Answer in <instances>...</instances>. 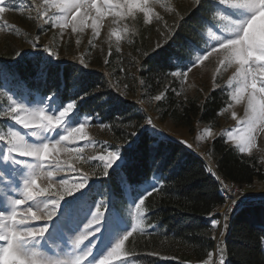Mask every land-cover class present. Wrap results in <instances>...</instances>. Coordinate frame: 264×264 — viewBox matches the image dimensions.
Segmentation results:
<instances>
[{"label":"snow or ice","instance_id":"1","mask_svg":"<svg viewBox=\"0 0 264 264\" xmlns=\"http://www.w3.org/2000/svg\"><path fill=\"white\" fill-rule=\"evenodd\" d=\"M205 2L192 0L198 8L204 7ZM207 3L210 6L206 9L207 18L201 19V27L206 28L212 41L210 44L206 41L205 47L188 42V47L199 53L195 59L180 55L175 50V41L168 48L163 46L176 35L180 22H187L170 0H42V4L33 3V8L36 19L60 29L61 36L63 30L69 28L73 33H83L90 28L93 41L100 36L105 19L111 17L107 40L110 45L114 43L117 50L122 40L127 38L131 42L135 33L130 25L140 21L145 25L160 24L164 29L163 43L158 41L153 51L165 64L186 69L172 72L173 77L186 80L193 67L210 57L216 58L217 74L232 70L227 81L230 102L218 115L231 109L232 102L239 105L246 101L247 106L244 118L237 121L242 127L229 130L225 139L235 141L240 153L251 155L257 147V131L264 130V0H207ZM158 9L171 13L173 24L169 25ZM8 10L5 0H0V17ZM38 40L39 37L33 41V47H39ZM43 51L47 55L39 61V67L41 76L46 77L50 68L58 69L52 58L59 57L49 46H43ZM80 63L87 66L83 59ZM9 81L10 74L0 69V82ZM69 88L74 91L69 92ZM90 88L83 75L75 76L70 85L63 82L55 85L50 95L39 100V106H30L32 102H26L27 95L15 93L14 98L12 88L0 90V96L7 99V105L0 106V117L5 118L0 122V264H133L127 258L125 243L134 233H144L146 217L142 206L158 186L153 185L138 197L131 222L115 207L105 216L103 201L96 202L95 211H91L93 205L88 203L87 197L92 189L81 192L90 179L82 172V165L98 160L104 177L109 175V170L115 176L125 159L120 146L113 148L107 142L100 155H84L85 147L94 146L87 131L93 117L83 112V103L78 109V101L98 91ZM163 98L164 92L154 97L155 100ZM232 117L236 118L234 111ZM95 118L99 120L98 113ZM146 125L154 128L151 117L146 118ZM100 127L111 128L112 125L101 124ZM204 131L214 138L211 128ZM207 170L212 172L210 167ZM62 172L76 173L79 180L70 183L69 178L58 179ZM75 192H80V196L65 200ZM228 196L230 212L239 199L240 190H229ZM77 209L81 210L79 216ZM223 219V227L227 229V213ZM219 225L220 220H211L213 229ZM89 237L95 239L85 245ZM57 238L63 240V248L51 246L50 242ZM217 258L218 264H225L222 246H218ZM202 264H217L212 252Z\"/></svg>","mask_w":264,"mask_h":264},{"label":"trees","instance_id":"2","mask_svg":"<svg viewBox=\"0 0 264 264\" xmlns=\"http://www.w3.org/2000/svg\"><path fill=\"white\" fill-rule=\"evenodd\" d=\"M209 6L206 0L204 7L194 6L182 12L187 22H180L176 35L163 44L164 48L175 41V50L180 55L194 59L197 52L188 47V42L200 46L204 40L207 30L201 27V19L207 18ZM190 16L193 18L189 19ZM142 55L139 78L143 97L156 101V110L163 119L168 118L190 129L195 121L212 127L220 125L221 114L218 113L230 102L228 90L215 88L203 101L196 96L181 98L180 81L171 73L186 69L165 64L153 49L143 50ZM41 59L39 54L28 55L14 67L4 69L10 74L11 86L17 84L26 89L29 98L34 100L37 96L50 95L55 85L62 82L70 85L73 77L83 75L91 86L90 90L98 91L78 101V109L83 103L84 113L92 116L98 113L99 122L112 125L110 129L114 139H132L128 135L130 128L135 122L141 125L145 114L136 103L125 101L114 92L103 73L86 71L79 64L66 62L53 63L58 69L50 68L47 76L42 77ZM161 92H164V98L155 100L154 97ZM131 145L124 147L125 164L115 176L111 173L104 183L107 192L112 187L111 193L118 199H126L128 192L138 196L136 187L155 177L158 178V189L147 196L144 204L146 222L154 228L142 234L134 233L129 238L130 253L140 264H202L216 247V239L212 237L217 227H211V220L220 219L219 210L225 204L216 176L207 170L206 161L181 141L160 137L146 129ZM209 155L220 175L239 186L264 179V169L257 156L240 153L224 135L213 139ZM129 186L131 191L127 190ZM153 251L172 257L149 255ZM225 253L226 264H264V200L243 203L231 213Z\"/></svg>","mask_w":264,"mask_h":264},{"label":"rangeland","instance_id":"3","mask_svg":"<svg viewBox=\"0 0 264 264\" xmlns=\"http://www.w3.org/2000/svg\"><path fill=\"white\" fill-rule=\"evenodd\" d=\"M33 3L39 5L42 4V0H5V4L9 6V10L0 17V69L4 70L14 67L18 61L22 60L25 56L32 54H39L44 58L47 54L43 51V46H49L52 50L57 52L59 57L58 59L52 58L53 63L73 62L79 64L81 68L86 71L103 73L107 79L109 87H111L114 92L120 95L124 100H130L131 102L136 103L142 113L145 114V119L142 124L138 126L135 122L129 130L135 132L136 135L131 136L132 139H128L127 137L120 141L113 138L110 128H101L100 125L103 123L99 122L95 116H92L93 118L87 127V131L93 140L94 146L90 145L85 147V156L100 155V150L105 146L104 142H107V144L112 145L113 148H115V146H120L121 155L124 158V147L136 142L141 132L147 129L163 138L181 141L183 143L187 142L185 143L186 146L188 147L189 144L192 145L191 148H188L203 158L208 165H215L209 155L211 143L218 135L226 136L229 130L242 127L241 125H238L237 121L243 119L245 116L247 107L246 101L239 105L232 102V108L221 114L220 125L215 127L195 121L193 128L190 129L186 126L178 125L168 118L163 119L156 110V101L152 102L150 100H145L143 97L144 91L142 88V82L139 78L143 50L154 49L158 41L163 43L164 29L160 24L154 22L151 25H145L140 21L130 25L135 33L131 37V42H129L127 38L122 40L120 42L119 50H117L115 44L113 43L110 45L107 40V33L111 26V17L105 19L104 28L101 30L100 36L94 41L92 40V30L90 28L85 29L83 33H73L69 28L63 30V35L61 36L60 29L53 28L51 23H44V21L36 19V12L33 8ZM170 3L180 14L188 8L194 7L192 0H170ZM158 10L161 11L162 15H165V19L168 21L169 25L173 24L171 13L165 14L163 10ZM37 37H39V47H33V41ZM204 37V40L200 43V47H205L206 41L209 44L212 41V38L207 35V31ZM77 40L80 42L77 43ZM198 54L199 53L197 52L196 56ZM14 57L15 59L11 60ZM81 59L84 60L87 65L86 67L84 64L80 63ZM106 60L108 61L107 63H105ZM217 67L218 62L216 58L210 57L203 64H198L196 67H193L192 71L188 72L186 80L183 77H177L180 81V97L187 99L196 96L203 101L210 91L218 88L215 87V84H218L219 87H224L229 92L230 89L227 81L232 74V70L221 71V73L217 74ZM116 68L120 69V71H117ZM121 69H123V71H121ZM10 81L7 84L0 82V90L8 91L9 88H12L15 90L13 93L14 98L15 93L27 95L28 100L26 102H32L30 106H39V100L42 97L37 96L34 100H31L26 93V89L23 90L17 84L11 86ZM125 85L127 87H125ZM6 105V97L0 96V106ZM233 111L236 113V118L232 117ZM147 117L152 118L154 128L146 125ZM4 119L5 118L0 117V122L4 121ZM206 128L212 129L214 138H210L205 134L204 130ZM257 128L259 129L260 125H257ZM256 135L257 147L252 150V154L257 156L264 169V130L257 131ZM228 142L237 148L235 141ZM81 144H83V142H81ZM117 163H119V161ZM101 168L102 165L98 160H89L88 163L82 165V172L87 173L90 179L87 186L81 189V192H88L89 189H92L87 197L88 203L93 205L91 211H95L96 202L103 201L106 205L105 208H102L105 216H107L108 212L115 207L126 221L131 222V213L134 210V204L139 202L138 197L142 196V193L149 190L153 185H156L158 183V178H152L136 187L138 189V196H134L128 192L126 193V199H118L113 193H111L112 187H109L110 189L107 192V186L104 184L107 182L112 171L109 170V175L104 177ZM61 177L69 178L70 183L72 180H79V175L72 172H62L59 174L58 179ZM129 188L130 189L127 190L131 191L130 186ZM240 191L244 193L239 198L240 201L237 208L243 203L263 201L264 179H257L254 183L245 185L244 187L240 186ZM76 196H80V192H75L73 196H66L65 200H73ZM142 207L144 208V205ZM223 210L224 209H222V214L225 215V213H227L228 220L227 229H224L222 226L224 224V219H222V216L220 215L219 220L221 221V225L216 228L215 237L217 246L213 252V259L217 261V264L218 246L223 247L226 258L225 264L227 262L225 238L230 225L231 213L235 209L230 212L227 209ZM83 211H87V209H84ZM80 214L81 210L77 209L76 215L79 216ZM88 218L90 219L91 217L89 216ZM153 228L154 225H150L146 222L145 231ZM81 230L83 229L81 228ZM221 233H223V235H221ZM94 239L95 237H89L84 241V244L87 245L90 240ZM50 244L54 248L57 246L63 248L64 246L63 240L60 238L51 241ZM97 247H100L98 242ZM125 250L129 253L127 258L132 260L133 264H140L136 260V256L130 253L128 241L125 243ZM151 253H156L161 257H172L169 254L159 251H153Z\"/></svg>","mask_w":264,"mask_h":264},{"label":"built area","instance_id":"4","mask_svg":"<svg viewBox=\"0 0 264 264\" xmlns=\"http://www.w3.org/2000/svg\"><path fill=\"white\" fill-rule=\"evenodd\" d=\"M208 166L212 169L211 173H214L216 177H219V179H217V180H218V182L220 184V188H221V190L223 192V195L225 197V204L219 210V212H221V216H222V219H223L224 218V214H222L223 213L222 209L226 210L227 209V205L230 203V198L228 196V191L229 190L235 191L236 189L240 190V186L236 182H234L232 180H229V179H226L222 175H220V173L218 172L217 167L215 165L214 166L213 165H208ZM222 185L224 186L223 188H222ZM243 193L244 192L240 191L239 198L243 195ZM239 201L240 200L238 199L236 204H235V206L232 208V210L237 208V206L239 204ZM216 246H217V244H216Z\"/></svg>","mask_w":264,"mask_h":264},{"label":"water","instance_id":"5","mask_svg":"<svg viewBox=\"0 0 264 264\" xmlns=\"http://www.w3.org/2000/svg\"><path fill=\"white\" fill-rule=\"evenodd\" d=\"M125 101H128V102H131L130 100H125ZM229 230V229H228ZM228 230H227V233H228ZM227 235V234H226Z\"/></svg>","mask_w":264,"mask_h":264}]
</instances>
